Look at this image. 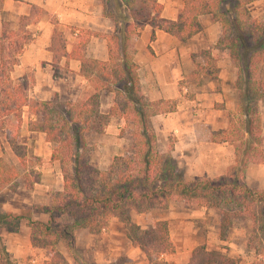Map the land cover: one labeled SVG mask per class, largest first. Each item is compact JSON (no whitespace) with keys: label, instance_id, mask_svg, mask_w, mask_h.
<instances>
[{"label":"trees","instance_id":"16d2710c","mask_svg":"<svg viewBox=\"0 0 264 264\" xmlns=\"http://www.w3.org/2000/svg\"><path fill=\"white\" fill-rule=\"evenodd\" d=\"M102 16L113 24L112 33L101 36L105 40L107 58L97 61L84 58L86 40L80 38L71 50L65 51L62 32L52 29L48 51L54 78H61L66 65L61 58L77 59L80 75L88 89L75 102L36 101L29 97L32 74L12 80L10 73L18 62V55L28 42L26 26L42 14L31 7L28 16L18 20L17 30L1 22L0 32V131L19 168H25L18 132L22 110L25 108L27 129L44 134L52 145L50 160L58 161L61 189L52 194L48 206L32 205L16 214L0 213V230L17 231L20 223L29 230L31 248L43 251L46 261L41 264H68L58 249L65 243L74 264H90L73 245V231L86 230L98 234L105 229L110 217L116 216L124 225L125 236L146 257L147 264H167L160 256H170L174 246L165 222L141 230L130 223L128 211L136 214L152 209H164L169 201H183L196 207L211 208L219 213V233L222 238L232 219L248 218L252 222L249 242L264 258V188L249 189L244 185L247 163L264 165V150L260 144V121L257 101L264 96V81L256 79L257 68L264 63V24L250 18L246 0H181L182 8L176 20L160 18L161 6L156 0H98ZM209 15L220 27L216 45L227 51L230 62L237 69L234 82L238 103L228 121L227 130L216 135L234 145V162L228 171L216 179H184V169L169 154H159L154 147L150 117L172 112L170 100L148 102L139 94L137 66L129 53L130 42L148 26L162 31L178 43H185L200 31L197 18ZM209 79H215L216 66L207 55ZM203 68L196 66L195 74ZM180 88V87H179ZM101 91L113 95V104L106 113L98 110ZM120 117L124 126L120 137L127 132V144L121 155L114 156L106 170L100 171L88 161L87 135L101 134L110 118ZM20 176L16 167L0 159V194L14 191ZM26 188L31 182L23 175ZM1 198V197H0ZM1 202V200H0ZM43 215L45 220L34 218ZM0 264H16L0 245ZM186 264H228L223 255L195 248Z\"/></svg>","mask_w":264,"mask_h":264},{"label":"crops","instance_id":"0c3cea01","mask_svg":"<svg viewBox=\"0 0 264 264\" xmlns=\"http://www.w3.org/2000/svg\"><path fill=\"white\" fill-rule=\"evenodd\" d=\"M246 1L250 18L264 24V0ZM156 2L161 6L160 18L176 20L182 8L181 0ZM31 7L38 8L42 14L26 26L28 42L19 53L10 78L21 80L22 76L31 73L33 85L28 95L36 101L75 102L89 87L80 75L81 65L77 59L61 58L58 65L61 68L66 65V71L61 70V78L52 76L51 53L48 51L52 29L55 26L62 32L67 53L83 38L86 40L84 58L105 61L106 46L101 36L112 33L113 24L102 16L98 0H0V32L1 22L7 23L11 30H17L19 18L28 16ZM197 21L200 31L185 43L180 44L158 30H154V39L150 41L152 29L145 26L131 40L129 49L137 66L140 96L148 102L170 100L175 104L172 112L154 115L149 120L155 150L175 159L184 169L186 181L216 179L234 162V145L216 134L227 130L229 118L236 110L238 96L234 82L237 69L230 62L227 51L216 45L220 36L218 23L209 15L199 16ZM207 55L216 66L215 79H209L207 75ZM196 66L204 70L194 75ZM256 79L264 81V63L258 66ZM98 103L99 112L106 113L113 104V95L101 91ZM256 107L260 121L259 148L264 150V96L257 101ZM36 120L33 116L28 119L26 109L22 110L18 145L30 147L33 157L41 162L40 166L33 167L41 174V185L36 189V181L30 191L25 190L26 181H21V177L27 169L19 168L3 135L0 159L19 169L20 176L15 181L14 191H2L0 213L16 214L32 205L48 206L52 195H42L40 187H45V192L48 187H55L54 192L61 189L59 163L50 160L52 145L45 141L44 134L27 129L28 121ZM122 121L120 117L110 118L103 132L94 136L106 139L108 132L114 135ZM118 155L121 153L113 154V157ZM113 157L104 166L95 164V168L106 170ZM243 175L247 188H264L263 164L250 161ZM128 217L130 223L141 230L152 228L156 222H165L174 246L172 255L160 256L167 264H186L197 247L223 255L228 264H252L261 259L256 258L257 252L249 242L252 222L248 218L232 219L224 236L219 238V213L183 201H169L164 209L155 208L147 213L128 211ZM41 219L44 221L45 216ZM72 235L74 247L90 264H114L118 260L122 264H147L145 255L126 238L124 225L116 216L110 217L106 228L98 234L78 229ZM0 245L16 264H41L47 260L43 251L31 248L29 230L23 222L17 231L0 230Z\"/></svg>","mask_w":264,"mask_h":264},{"label":"rangeland","instance_id":"374dc122","mask_svg":"<svg viewBox=\"0 0 264 264\" xmlns=\"http://www.w3.org/2000/svg\"><path fill=\"white\" fill-rule=\"evenodd\" d=\"M124 126V121H122V124L120 125V127L116 128L117 131H115V134L113 135L112 133L108 132L107 135L108 138L106 139H100L99 136H94V135H87L85 138L86 144H87V154H88V161L89 163L95 167V164L100 165V166H104V164H106V162L113 157V154H119V153H123L125 148H126V144H127V132H125L123 137H120L119 135V130ZM104 134V133H103ZM0 141L4 142L3 140V133L0 132ZM22 148V155H23V160H24V165H25V169H27V171L24 173V175L27 177V179L31 182H36L37 181V186H35L36 189L39 188L38 185H41L39 183V179L41 174L38 173L37 171H35L33 169V167L35 166H40L41 162L36 160V157H33L32 155V149L30 147H26V146H21ZM29 148V149H28ZM52 148V147H51ZM21 181L25 180L21 177ZM32 188V187H31ZM42 188V195H48V194H53L55 187H48L49 189L45 192V187H40ZM26 191H30L31 189L29 188H25ZM9 190L6 189L3 192H8ZM40 193V194H41ZM4 194V193H3ZM0 200H2L3 195L0 194ZM43 217V215H39V216H34V218L40 219ZM59 250L62 252V254L68 259V263L69 264H74L71 260V255L70 253L67 252V249L65 247V243L64 242H60L59 245ZM251 246L252 243H251ZM257 252V251H256ZM261 257L260 254L257 252V257L259 258ZM114 264H122L121 260H118L117 262H115ZM252 264H264V258L261 257V259H258L257 261H255Z\"/></svg>","mask_w":264,"mask_h":264}]
</instances>
